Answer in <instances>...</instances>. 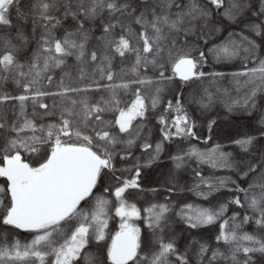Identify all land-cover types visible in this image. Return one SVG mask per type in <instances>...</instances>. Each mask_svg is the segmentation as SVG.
Returning <instances> with one entry per match:
<instances>
[{
    "label": "snow or ice",
    "instance_id": "1",
    "mask_svg": "<svg viewBox=\"0 0 264 264\" xmlns=\"http://www.w3.org/2000/svg\"><path fill=\"white\" fill-rule=\"evenodd\" d=\"M210 65L235 70L205 71ZM258 96L264 0H0V264H258L264 153L252 150L264 138V110L259 135L224 136L205 148L199 143L209 145L217 120L207 119L209 135L201 139L189 111L195 105L209 113L219 103L251 117ZM152 113L160 125L155 142L146 134ZM173 138L188 147L169 156L164 185L146 189L144 170ZM228 148L251 159L238 160ZM193 160L189 191L207 201L226 189L230 199L213 206L171 199L174 171ZM205 165L237 178L204 175ZM161 191L162 200L139 204ZM229 205L244 214L227 216ZM173 217L189 232L216 224L218 231L212 240L192 236L181 249ZM249 223L253 232L244 230Z\"/></svg>",
    "mask_w": 264,
    "mask_h": 264
},
{
    "label": "trees",
    "instance_id": "2",
    "mask_svg": "<svg viewBox=\"0 0 264 264\" xmlns=\"http://www.w3.org/2000/svg\"><path fill=\"white\" fill-rule=\"evenodd\" d=\"M72 23L71 19L65 22V26L70 25ZM100 22L97 21V24ZM26 31L29 35H31V22H29ZM99 30L96 31L95 35H99ZM226 34V33H225ZM35 47V44H30L28 46V50L25 51L24 55L20 57L21 60L24 59V56L29 54V51L31 48ZM74 62V58L69 59V64H72ZM117 70L119 68V61L116 62ZM213 67L216 71H231L235 70L234 68H223L218 65H210L209 67L205 68V71H212ZM225 86H228L227 80L224 82ZM9 91H11L14 88V85L12 83H8L6 85ZM175 90H179V82H177L175 86ZM191 87H185L183 89L185 95L189 92H191ZM174 93H165L164 99H171ZM257 104L258 108L257 110L251 115V117L248 116V113L242 112L239 110L228 112L222 104L217 103V105L211 110L209 113L201 114V112L196 108L195 105L189 106V111L192 115V117L197 121L198 128H197V134L198 136L203 139L207 135H209L207 131V119L215 118L217 120V125L215 127V130L212 134V141L209 142V145H205L204 143L200 142L199 147L205 148L207 146H210L212 142L215 141H221L226 142L222 140V137L224 136H235L238 133L242 134L244 132H248L249 134L253 135H259L258 127H257V120L260 111L264 110V98L258 96L257 97ZM158 115V113H152L150 114V118L148 119L146 123V134L148 132L151 133V140L153 142L160 139V125L158 124L157 120L155 119V116ZM192 143H196V141H192ZM188 147L187 141H182L179 138H173L172 141L165 143V150L161 154V159L153 165V167L144 170V176H143V183L145 188H152V187H160L161 185H164L165 181L169 179V173L170 170L173 169L172 161L169 159L170 155H173L177 153L178 151L182 149H186ZM228 151H233L237 154L238 160H245V159H251L250 156L244 155L239 153L238 149L234 148H228ZM135 155H140L139 149H135ZM253 155L259 156L260 153H264V138L259 139L256 145L254 146L252 150ZM117 166H120L119 160H117ZM197 167L196 162L190 161L188 165L183 167L180 170H175V183L177 185L176 193L171 197L173 201H175L177 204H181L188 201H195L198 204H204L205 206H213L217 205L218 203H222L228 199L231 198L233 193L227 191L226 189H222L220 192L213 193L212 196L208 198L207 201L195 197L189 189L191 188L194 178H193V169ZM203 174L209 175L214 174L218 176H232L233 179L237 178L238 173L235 171L230 170H215L212 172L208 168V166H203ZM250 179V178H248ZM3 180L0 179V183H2ZM248 180H240L239 183H241L242 186H247ZM102 188H98L97 191H101ZM166 192H159L156 194H153L151 192H148L146 195H142V197L139 200V204L142 206H146L148 202H154L155 200H162L164 196H166ZM131 199V197H130ZM233 212H240L241 216L244 214V210L238 208L235 205H229L228 212L226 213L227 216H231ZM173 233L177 236L178 240V246L183 249L184 245L188 243V241L191 239L192 236L197 237H204L205 239L212 240L214 235L218 231V224L208 226L206 229H201L199 231L193 230L189 232L186 229V226L180 222L177 218L173 217ZM136 223L141 227L142 230V239H146L149 237V230L147 229L146 225L144 224L143 220H137ZM109 229L112 232H115L117 227V217H113V219L109 220L108 224ZM255 229V225L253 223H249L247 225H244V230L253 232ZM19 238L21 240L30 239L31 237L27 233H19ZM95 250V249H91ZM258 264H264V258L259 257L257 254L256 257Z\"/></svg>",
    "mask_w": 264,
    "mask_h": 264
},
{
    "label": "rangeland",
    "instance_id": "3",
    "mask_svg": "<svg viewBox=\"0 0 264 264\" xmlns=\"http://www.w3.org/2000/svg\"><path fill=\"white\" fill-rule=\"evenodd\" d=\"M119 218L117 217V227H119ZM118 230V229H117Z\"/></svg>",
    "mask_w": 264,
    "mask_h": 264
}]
</instances>
